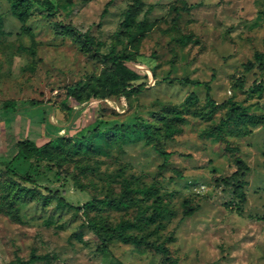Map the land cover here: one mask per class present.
I'll list each match as a JSON object with an SVG mask.
<instances>
[{"label":"rangeland","instance_id":"rangeland-1","mask_svg":"<svg viewBox=\"0 0 264 264\" xmlns=\"http://www.w3.org/2000/svg\"><path fill=\"white\" fill-rule=\"evenodd\" d=\"M50 1L52 11L33 4L20 18L10 0H0V105L38 104L19 108L14 119L1 118L0 108V154H13L24 136L37 144L64 136L68 149L38 158L58 178L45 172L35 183L12 182L0 169V264L32 252L41 259L28 264H264V69L255 58L264 56V0H142L128 26L121 22L132 0H113L104 13L109 0ZM184 2L194 6L172 19ZM57 23L88 31L101 54L130 52L128 66L144 76L134 83L144 86L122 92L123 78L58 32ZM248 62L253 67L245 70ZM195 81L209 83L214 107ZM77 82L88 100L72 114L61 104ZM229 99L254 116L225 119ZM94 120L105 131L115 123L146 124L152 134L101 132L74 144ZM156 148L170 153L166 166ZM237 159L248 169L226 184ZM10 185L34 193L14 196ZM126 185L150 193H133L136 204L121 208L106 204ZM90 199L87 212L76 208ZM155 205L168 209L161 215ZM89 218L137 223L128 230L143 243L109 237V251H102Z\"/></svg>","mask_w":264,"mask_h":264},{"label":"trees","instance_id":"trees-1","mask_svg":"<svg viewBox=\"0 0 264 264\" xmlns=\"http://www.w3.org/2000/svg\"><path fill=\"white\" fill-rule=\"evenodd\" d=\"M113 0H109L103 10V13L105 12V9L107 6L112 2ZM11 8L13 13L23 18L27 14H29V11L31 10L33 4L41 5L45 7L47 11L53 10V3L50 0H10ZM142 6V0H132L131 3H129L124 11V19L121 22L123 25H129V23L134 20V16L137 14V12L140 10ZM193 4H187L184 2L182 6H174L173 11L174 15L172 19L176 20L177 17L180 14V10H188L190 9ZM143 21L137 22L139 26L142 24ZM56 30L62 34L70 36L72 41L77 44L78 48L80 50L86 51V52H93V55L96 58L101 59L103 62L108 64V67L113 69L117 75H120L123 80L121 83V90L122 92L128 93L129 89L131 88H139L141 89L145 82L140 81L137 83H134L136 80H139L143 78L144 76L137 73L135 70L131 69L128 66L129 60L132 58L130 52H116L113 48H110L108 52L106 53H99L96 48V41L94 40L93 36L88 31H81L77 27L73 26L71 23H57ZM255 58L257 60V64L260 66L261 69H264V56L262 53L257 52L255 54ZM251 67H253V64L251 62H248L245 64V70H249ZM109 76V75H108ZM106 77H103V80H105ZM182 82L190 83L191 80L187 77L181 78ZM194 84H202L205 88V99L206 102L211 105L215 106L216 103L214 99L210 96V86L208 82H200L195 81ZM83 83H75L72 86H69L66 91V97L70 98L68 101L63 100L61 106L68 112V113H74V112H81L87 104L88 95L84 94L82 91L84 88ZM254 86H258V88H262L260 84H254ZM101 97H104L101 95ZM70 100H74L75 102L70 103ZM38 106L37 100L29 99L24 105H16L15 101L12 99L4 100L3 103L0 105V108L2 110L1 118H7V119H14L15 116L18 113L19 108H22V112H25L33 107ZM25 114V113H24ZM226 118L233 122L238 123L239 120H245L250 119L253 114H249L246 111V108L242 106L238 101L229 99L228 107L226 110ZM92 124V125H91ZM91 126V127H88ZM102 123L101 120H94V123H88L84 127H87L86 133L79 135L77 140L74 144H83L85 141H87L90 137V134H96L101 132H111L112 135H123L124 132L128 133H136V134H142L145 135V138L149 139L152 134V130H147L148 125L143 124L142 126H138L136 123H115L110 128L102 129ZM143 127V129H141ZM167 129L170 127L166 124ZM147 132V134H146ZM64 138V136L60 135H52L49 139L44 141L41 144H37L36 141L30 137L24 136L19 139H17L14 143L15 145V152L11 155H8L4 157L0 154V169L4 170V172H7V177L9 181L15 182L13 179L14 177H19L29 183H35L36 177L38 175H42V173L49 172L52 173L56 178H58L59 172L54 171L49 165H41L38 161V158H40L42 155L48 153L52 148L59 147L60 149H63L65 151H68V149H64L62 147L61 140ZM156 150L159 152V154L163 157L162 166H166L169 162V156L170 153L167 151L160 150L156 148ZM5 159V160H4ZM237 169L233 171V173L225 177L223 180L226 184H230V181L232 178H237L240 173L248 169L246 165H244L243 161L240 159H237ZM242 183H239L236 185L235 190L240 193L241 199L245 198L244 192L241 189ZM10 188H12L13 195L14 196H32L34 191L31 190L29 187H26L25 185H17V187H14L10 185ZM133 193H150V189H147L146 187L140 188V187H129L126 185L120 195L114 197V196H108L106 199V204H109L110 206H113L115 208H121L122 206H129L131 203L136 204V198L132 195ZM55 197L57 199V203L63 202L61 197L55 193ZM1 202V201H0ZM11 202V199L9 200ZM94 201L92 199L85 201L82 203V205L76 207L78 209H82L83 211L87 212L88 207H93ZM159 214H165L167 211V207L163 205H155L154 210ZM186 214H190L192 212V208H188L184 211ZM88 225L90 226L91 231L93 232L97 242V248L102 251H109L107 244L109 237H115L122 242H128L133 243L135 245H140L143 243L144 238L141 236H138L128 230L130 226H136L137 223H131L129 224L125 220H120L115 225H108L103 222H99L96 220H93L89 218ZM155 248L166 251V248L163 247L161 244L154 245ZM41 259L40 255H36L33 252L31 255L26 259H21L19 256H16L15 261H13L11 264H28L32 263L34 261H37ZM10 264V263H8Z\"/></svg>","mask_w":264,"mask_h":264}]
</instances>
